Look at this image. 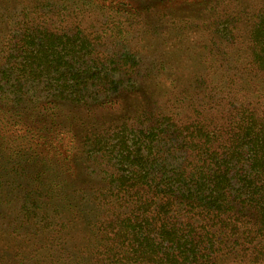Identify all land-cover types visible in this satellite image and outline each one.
Instances as JSON below:
<instances>
[{"label": "rangeland", "instance_id": "1", "mask_svg": "<svg viewBox=\"0 0 264 264\" xmlns=\"http://www.w3.org/2000/svg\"><path fill=\"white\" fill-rule=\"evenodd\" d=\"M261 16L264 0H0V264H101L91 196L101 170L83 163L79 135L105 121L139 124L145 112L190 120L200 105L217 119L230 86L263 102L250 46ZM27 30L81 38L65 60L95 74L88 92L56 95L54 74L20 67ZM107 77L123 83L109 89Z\"/></svg>", "mask_w": 264, "mask_h": 264}, {"label": "trees", "instance_id": "2", "mask_svg": "<svg viewBox=\"0 0 264 264\" xmlns=\"http://www.w3.org/2000/svg\"><path fill=\"white\" fill-rule=\"evenodd\" d=\"M27 31L32 47L27 66L20 67L54 74L56 95L88 92L95 74L75 72L65 60L66 48L76 50L81 38ZM250 36L254 67L264 72V16ZM39 52L46 57L36 63ZM122 57L125 65H136ZM102 81L109 89L123 83ZM230 90L217 119H207L200 105L190 120L182 113L145 112L139 124L105 121L79 135L73 147L84 154L83 163L101 170L99 187L90 192L101 212L92 231L100 234L96 262L264 264V101Z\"/></svg>", "mask_w": 264, "mask_h": 264}]
</instances>
